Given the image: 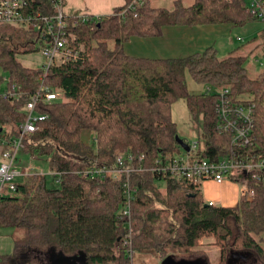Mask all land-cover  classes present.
<instances>
[{"label": "trees", "instance_id": "obj_1", "mask_svg": "<svg viewBox=\"0 0 264 264\" xmlns=\"http://www.w3.org/2000/svg\"><path fill=\"white\" fill-rule=\"evenodd\" d=\"M54 12L52 0H27L23 9L26 16ZM71 20L65 17L79 56L46 71L18 59L19 54L38 49L44 38L26 22L0 24V84L5 80L8 88L16 83L20 90L11 98L2 96L0 87V140L5 146L18 136L25 116L22 107L42 77L57 97L37 105L36 112L47 116L24 136L22 152L46 156L59 183L49 187L43 174L31 173L0 197V227L14 229L13 251L0 253V264H50L54 251L73 257L76 264H129L134 250L208 261L199 248L203 236L216 238L219 258L213 264H226L232 251L250 252L264 264L262 237H255L264 231V167L253 170L259 178L251 176L253 171L231 176L235 182L248 178L254 187L251 200L241 195L234 206L205 203L199 184L173 179L162 170L176 154L188 153L175 140L170 113L178 98L185 100L191 119L200 126L202 147L190 156L215 160L236 151L252 156V162L264 158V70L250 77L245 56L220 58L214 46L170 57L136 56L124 50L131 36H158L168 25L261 21L248 10L246 0H193L189 5L175 0L172 9L125 0L111 14L90 15L76 26ZM37 22L43 25L40 19ZM260 34L264 35V26ZM186 71L211 90L189 91ZM225 87L234 97L254 103L253 141L241 149H234L229 134L216 128V89ZM82 130L93 133L90 143L82 139ZM127 154L133 158L124 160V166L138 168L127 177L83 174L95 166L113 168L117 156ZM126 178L132 188L129 217L120 212ZM128 226L131 252L120 246Z\"/></svg>", "mask_w": 264, "mask_h": 264}, {"label": "built area", "instance_id": "obj_2", "mask_svg": "<svg viewBox=\"0 0 264 264\" xmlns=\"http://www.w3.org/2000/svg\"><path fill=\"white\" fill-rule=\"evenodd\" d=\"M55 12L53 14L44 15L38 13L37 16L25 15L23 9L27 0H0V24H19L26 22L28 28L34 30L37 35H41L45 42L40 46V52L43 62L40 65L45 71L52 64H59L64 61L74 60L79 56V48L71 45V41L75 39L72 32H67V23L63 12V0H52ZM248 10L258 19L264 22V0H246ZM133 7V3L129 5ZM72 25L76 26L78 22H85L90 18V14L78 12L73 14ZM37 19L43 21V25L39 26ZM48 39H45V38ZM6 79V78H4ZM207 87V91H210ZM217 96L214 102V110L216 115V128L220 133H227L230 137L231 146L234 149H241L252 144V126L254 103L250 100H243L241 97H234L229 88L216 89ZM2 96L18 97L20 90L16 83H11L8 88L1 91ZM57 97V94L49 90L43 83V78H39L38 88L30 95L22 109L25 112L23 120L19 123V134L11 142L4 146L2 151V160L0 161V197L5 191L15 190V179L32 172V160L18 165V155L23 149L24 136L34 131L37 122L46 118V114L36 112L37 105L42 101H50ZM199 136V135H198ZM188 153H196L201 147V142H189ZM188 153L176 154L171 161L167 162L162 170L168 171L173 179H184L194 184H199L202 180L211 179L215 182L224 180H232L239 172H251L259 167H264V158L255 162L249 160L252 156H241L236 151L227 152L225 155L215 160L205 157L190 156ZM143 154L138 155L141 159ZM132 155H118L116 158V166L107 168L105 166L93 167L83 171L84 175L93 176L94 174H105L112 179H118L124 173L128 174L137 170L134 166H124V160L131 161ZM42 174L41 171L37 172ZM252 177L259 178V174L253 171ZM237 182V181H236ZM240 194L246 199L251 200L254 196V187L249 184V179L245 178L240 182ZM122 190L125 196V203L121 209L124 216L129 217L131 190L127 178L122 182ZM213 205V201L207 202ZM125 236L120 240V246L126 247L131 252L130 226ZM130 254V253H129Z\"/></svg>", "mask_w": 264, "mask_h": 264}, {"label": "rangeland", "instance_id": "obj_3", "mask_svg": "<svg viewBox=\"0 0 264 264\" xmlns=\"http://www.w3.org/2000/svg\"><path fill=\"white\" fill-rule=\"evenodd\" d=\"M164 1L165 2H162L164 3L162 5L168 7L167 5H170V2L168 4V0ZM187 1L188 0H184L183 4L191 3ZM230 26L229 32L213 34L212 39L214 40V45L217 48L216 54L220 58L225 57L228 54L245 56L244 66L246 67L247 74L250 77H254L259 72L264 70V35L260 34L264 23L258 20H249L243 25ZM37 46L39 48L35 51L18 55V59L23 65L29 67L40 66L43 61V57L40 52L41 44H37ZM7 76L8 75L4 74L3 78H6ZM185 82L188 90L191 92L207 90V86L203 83L196 82L187 71L185 72ZM5 86L6 83L5 80H3L0 87L3 90L5 89ZM170 113L172 120L175 122L177 135L180 138H184L188 142L199 141L198 134L200 126L195 119H191L184 99L178 98L173 101L170 106ZM81 135L85 142L90 143L93 139V133L89 130H82ZM46 159V156H40L37 158L30 157L28 158V161L32 160V172H42L46 178L47 186L56 187L59 183L49 170ZM17 179H15V181ZM159 187L164 189L163 181L159 183ZM13 234V228L7 226L0 227V253L8 254L13 251ZM258 236L262 237V241L260 243L264 247V231L255 235V237ZM200 241L202 242H200L199 248L206 252L208 259L212 264L216 263L219 258V247L216 246V238L214 236H203ZM211 245L214 246L211 247ZM254 256H250V261H253L250 264H261L258 260H256V258H254ZM161 259L160 254L155 251L142 252L134 250L129 264H161ZM50 261H53L56 264H76L75 260H71V256L65 255L60 251H54Z\"/></svg>", "mask_w": 264, "mask_h": 264}, {"label": "crops", "instance_id": "obj_4", "mask_svg": "<svg viewBox=\"0 0 264 264\" xmlns=\"http://www.w3.org/2000/svg\"><path fill=\"white\" fill-rule=\"evenodd\" d=\"M145 1L152 7H165L162 5L164 4L162 2H165L164 0ZM180 1L184 2V0ZM169 2L170 5H167L168 7L165 8L172 9L175 0H168V4ZM187 2L192 3L193 0H188ZM124 3L125 0H63L62 9L67 16L78 12H85L91 16L98 17L111 14L116 7L122 6ZM184 5L189 4L184 3ZM230 27L227 23H210L194 26L168 25L163 27L161 34L158 36H131L124 43V50L132 55L146 57L182 56L202 51L208 46H214L217 51L212 39L213 34L229 32ZM3 149V140H0V161L2 160L1 154ZM30 157V155L21 151L18 155V165L26 163ZM198 187L203 201L207 203L211 200L215 206H234L241 196L240 185L232 180H224L218 183L211 179H205L199 183ZM213 246L211 245V247ZM244 254L254 256V254L246 251H238L233 256L234 258H239ZM256 260L258 259L256 258ZM206 262L207 264L211 263L209 259Z\"/></svg>", "mask_w": 264, "mask_h": 264}, {"label": "water", "instance_id": "obj_5", "mask_svg": "<svg viewBox=\"0 0 264 264\" xmlns=\"http://www.w3.org/2000/svg\"><path fill=\"white\" fill-rule=\"evenodd\" d=\"M45 39H48L47 37ZM175 140L176 142L186 151L189 150V145L186 141H184L182 138H180L177 134L175 135ZM238 251H232L229 254V257L227 259V262L230 260L231 257H233L234 253ZM53 255V254H52ZM51 255V256H52ZM51 259V257H50ZM71 260L74 261L73 257H71ZM50 264H56L53 261H50ZM161 264H207L206 260L203 258H193V259H186V258H180V259H175L171 255H166L161 259Z\"/></svg>", "mask_w": 264, "mask_h": 264}, {"label": "flooded vegetation", "instance_id": "obj_6", "mask_svg": "<svg viewBox=\"0 0 264 264\" xmlns=\"http://www.w3.org/2000/svg\"><path fill=\"white\" fill-rule=\"evenodd\" d=\"M250 256H251V254L250 255L244 254L243 256H241L239 258L238 257L234 258V256H233L230 258V260L228 262H226V264H250L251 262H253L252 260L250 261V259H249Z\"/></svg>", "mask_w": 264, "mask_h": 264}]
</instances>
